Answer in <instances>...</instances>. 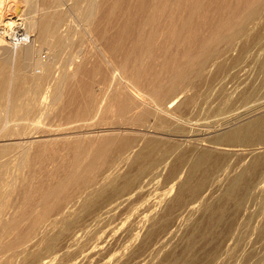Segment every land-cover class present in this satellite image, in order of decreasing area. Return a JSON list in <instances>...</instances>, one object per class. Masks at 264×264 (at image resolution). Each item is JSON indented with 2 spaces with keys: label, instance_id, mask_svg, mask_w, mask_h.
I'll return each instance as SVG.
<instances>
[{
  "label": "bare ground",
  "instance_id": "obj_1",
  "mask_svg": "<svg viewBox=\"0 0 264 264\" xmlns=\"http://www.w3.org/2000/svg\"><path fill=\"white\" fill-rule=\"evenodd\" d=\"M16 1L22 22L0 30L14 44L0 39V103L7 101L0 137H22L30 116L49 114L38 103L44 92L73 127L61 139L0 146V186L12 168L41 164L35 184L18 189L19 211L0 220V264L24 262L22 244L35 257L41 247L61 250L53 225L73 206L118 200L163 173L164 185L174 184L172 198H161L141 239L129 238L140 241L133 254H145L142 264H264V106L256 104L247 120L199 128L184 120L230 65L221 57L232 58L231 68L259 62L264 80V0ZM69 65L71 74L63 69ZM257 88L238 100L258 102ZM98 131L110 133L86 136ZM249 203L259 214L246 210ZM187 208L190 217L179 220ZM63 221L66 231L76 222Z\"/></svg>",
  "mask_w": 264,
  "mask_h": 264
},
{
  "label": "rangeland",
  "instance_id": "obj_2",
  "mask_svg": "<svg viewBox=\"0 0 264 264\" xmlns=\"http://www.w3.org/2000/svg\"><path fill=\"white\" fill-rule=\"evenodd\" d=\"M17 3L18 2L16 0H2L1 1V4H0V30L2 28H6V27H4L5 24H8V23H17V24L19 23L20 24L22 22V21H19L20 18L18 16V6H17L18 4ZM225 15H226L225 17L233 19L232 18L233 16L228 14V12ZM33 17H36V15H33ZM36 18H39V16H37ZM21 32H24V31H21ZM201 33H203V35L205 37L209 36L206 34L205 30L201 31ZM85 36L83 35V37H85ZM0 39H2L6 43V45H8L10 48H14V46H13L14 44H12L13 41L11 39H9L8 36H6V35L0 36ZM232 54L235 55L236 51L233 52ZM260 56H262L261 53H260ZM221 58L225 59L226 61L221 59ZM221 58H219V60H221V61L218 60V62H217V60H216L214 62H217V64H218L219 62L225 61V62H227L226 66L230 62L229 63L230 65L228 64L229 66L226 67L227 70L224 66L225 70H223V71L226 74L225 73H223L224 75L220 74L219 79L216 80L215 83L213 84L215 89H211L208 91L206 90V91H204L205 93H202L203 95L200 94V96L201 95L202 96L199 97V99L195 103L196 108L194 107V109H193L194 112H191V114L184 117V118L187 117V119H184L186 122H194V123H191V124H194V126H193L194 128H199L200 125H211V124L217 123V122L222 123L223 121L225 122L228 120H232V119H235V118L240 117V116H241L240 120L242 117L243 118L246 117L244 119L247 120L250 116L252 117L251 113L253 112L254 106L256 104L260 105V103H261V105L264 106V104H263L264 103V97L262 96L264 94H261V93H264V87H263L264 86V80L261 79L262 76L259 72L260 71L259 62H255L256 65L253 64V66H252V64H250V62H246L247 60H245L244 62L242 61L243 64L242 63L239 64L240 66L242 65L240 68L238 65V66H235V67H238V69H234L235 67L233 66V64H232L233 68L230 67L231 63H232V58L226 57V56H223ZM229 58H230V60H229ZM17 64H20V62L18 60H17ZM210 64L212 65V68L209 65L210 67H208V69H211L212 71H213V69L215 70L216 69L215 67H217L216 63H214L215 65L213 64V62ZM246 64H247V66H243ZM249 64L252 67L249 68L248 67ZM228 67H229V71L231 69H234L236 72L234 70H231L230 71L231 73L228 74L229 72L228 73L226 72V71H228ZM242 67H244V68H242ZM63 69L64 70L66 69V71L70 74L73 72L72 70H74L73 66H70V65L67 68H63ZM39 70L42 71V69H39ZM234 74H235V76H234ZM231 75H233V76H231ZM227 76H231V77H227ZM261 81H262V83H261ZM259 82L261 84H259ZM258 84H259V87L261 88L260 90L262 92H260ZM26 87L28 89L33 88L32 86L30 87V84H27ZM252 87H254V88L258 87L257 92L258 91L259 92L257 93V98L260 97V99L263 101L261 102L260 99L258 102L257 101L256 102H252V101L251 102H244L242 100L239 101L238 98H239L240 92L243 91L244 89H250ZM221 93L223 94L222 95L223 97L225 96L224 98H227V99H224V101L221 100L219 97V95ZM29 96L30 95H28V97ZM182 96H183V93L181 94V97ZM262 97H263V99H262ZM228 98H230L229 101H228ZM257 98H256V100H257ZM23 99H22V101H23ZM230 100H232V101H230ZM3 102H5V103H3ZM19 102L21 103V101H19ZM6 103H7V101H4V100L2 101V103H0V112H3L5 110V107L3 108V106H6ZM38 103L40 104V109H42V111L45 110V112H47V113L49 112V114H45L43 117L36 116V115L30 116L29 117L30 119L28 118L29 119L28 121H31V123H30L31 126H30V130L28 131V134L23 135L22 137L21 136L17 137V138L0 137V146H3L5 144L6 145L11 144V142L16 143V142H25V141H35L37 143V141L39 142L42 140L48 141L49 139H54V138L55 139L56 138L61 139V134L63 135V133L65 134V132L68 131V130L65 131V129L73 127V125H69L66 123V118L61 119V117H57V112L59 111L60 108H62V106H61V104H59L58 106L57 105L54 106L52 104L51 96L49 94H46L44 92L43 97L40 98ZM196 105H198V107ZM262 111H264V108L262 109ZM242 115H244V116H242ZM202 116H204V118ZM188 117H190V118H188ZM233 122L236 123L237 121L233 120L232 123ZM195 123H197V124H195ZM79 126L83 127V125H81V124H79ZM182 127L184 129L187 128L186 125L181 123V128ZM87 129H90V128H88V127L84 128V131L87 132L86 131ZM98 132H100V131H98ZM109 133L110 132H106V133L100 132L97 134H87L86 136L87 137H89V136L95 137L96 135L97 136L108 135ZM11 139H13V140H11ZM181 140H183V138H181ZM12 155H15V157H17L18 152L13 153ZM40 165L41 164L35 162V163L31 164L32 168L29 165L28 169L23 167V166H20L18 168H15V169L12 168L10 170V176L5 180L4 184L2 186H0V209H1L0 210V220L5 219L6 217H7V219H5V220H9L11 217H13L19 211L18 209H19V207H21V204H19V203L23 202L22 197H21L22 193L19 192L23 188L22 182H25L24 186H33V184H35L34 182L36 181L35 179L38 177V176L36 177V173H37L36 171H38V169L41 168ZM52 166L53 165H51L49 168H52ZM28 170H31V171L29 172ZM34 172H35V174H34ZM164 172H166V171H164ZM164 174L165 173H163L162 176L161 175H155L156 177L152 176L153 178L149 177V178L143 179L142 181H140V183L137 185V187L135 189L133 188L131 190V192H129L125 197L118 199L119 201L115 199L112 201L104 202L103 205L98 206V207H94L90 210L85 209V207H83L82 202L77 203L76 204L77 207H76V205L73 206L70 209V212L68 211L69 213L67 212L66 214L62 215L61 218L56 220V224L53 225V226H55L54 230L60 232V234H59L60 240L58 239L57 246H58V249L61 248V250L60 249L59 250H60L62 255L60 254L59 250L58 251L56 250L57 252L56 251L47 252L44 249V247H41L38 249V252H37L38 256L35 257V255H33V253H32L33 250L29 249L31 247L30 246L26 247V244H22L21 247L24 248L23 251L26 255V260L20 264H42V263L43 264H49V263L50 264L51 263L52 264H62V263L63 264H104V263L105 264H142L143 260L145 259V254L144 255L138 254L139 256L137 254H133V250H135L137 247H139L140 241L138 240L135 242H133V241L131 242V241H129V238L132 235L133 236L135 235L134 237L137 236L138 239H141L144 236V234L146 233V230L149 229L151 226L150 223H147L148 220H150L151 217L159 211L160 208L158 207V205H160V204L162 205L163 199H161V198H164L163 196H165V197L168 196V198H167L168 200L172 198L173 193L175 191H174V186H171V185H174V184L172 183L170 185L171 187L169 186V184H166L169 187L165 186L164 185L165 182H164V178H163ZM28 175H32V176H28ZM31 177H32V179H31ZM18 183L19 184L22 183V184L17 188ZM262 184H263V181H262ZM142 185H143V187H142ZM263 186H264V184H263ZM18 189H20V190H18ZM17 190H18V192H17ZM126 203H128V204H126ZM246 206H247L246 210L249 209V206H250L249 211L247 210L248 212H250V210H253L252 213H254L256 211L255 213L259 214V212H257V210L259 211V209L256 208L257 206L256 207H255V205L252 206L251 203L247 204ZM187 209H185L183 212H179V216H177L179 220L184 221L190 217L188 215H189L190 211L193 210V208L188 209V210ZM127 210H129V211H127ZM130 211H131V213H130ZM258 214H256V217H254L253 219L256 218V220H257V217H259ZM185 215H186V217H185ZM241 215H243V214H241ZM118 216H119V218H118ZM240 217L241 216H239L238 219H240ZM182 219H184V220H182ZM63 220H67V221L75 220L76 222L74 223V225L72 226V228L70 230L66 231V228H65L66 225H65ZM101 222H102V224H101ZM145 224L148 225V227ZM177 225L178 224H174V225H171V227L172 226L176 227ZM145 226H146V228H145ZM124 228H126V230ZM70 231H72V232H70ZM83 231L85 232L84 235H83V233H84ZM143 231H145V232H143ZM68 232H70V234ZM76 232H78V234H76ZM72 235H74V236L71 237ZM67 236H68V238H67ZM74 237H76V238H74ZM162 237L163 236H161L158 241H160V242L163 241V243L161 244L159 242L160 243L159 245H164L166 243V242H164L165 238H162ZM72 238H74V239H72ZM67 239H68V241H67ZM88 239H89V241H88ZM95 239H96V241H94ZM175 243L176 242H172L170 244V246L172 245L173 247H176L177 243H176V245H174ZM61 246L63 247V249ZM89 246H91V247H89ZM263 246H262V248L264 249ZM178 247H180V246L178 245ZM65 248H68V249L66 250ZM70 248H72L71 250H73V251L70 252ZM262 248H261V251L263 250ZM177 250H178V248H177ZM82 252L84 253V255ZM262 252H263L262 254H264V251H262ZM68 254L70 257L68 256ZM78 256H80V257H78ZM96 258H98V259H96ZM64 260H66V261H64ZM110 260H112V262ZM27 261H29V262H27ZM238 263H240V262H238ZM241 263H243V262H241ZM243 264H245V263H243Z\"/></svg>",
  "mask_w": 264,
  "mask_h": 264
},
{
  "label": "built area",
  "instance_id": "obj_3",
  "mask_svg": "<svg viewBox=\"0 0 264 264\" xmlns=\"http://www.w3.org/2000/svg\"><path fill=\"white\" fill-rule=\"evenodd\" d=\"M9 38V37H8ZM10 39V38H9Z\"/></svg>",
  "mask_w": 264,
  "mask_h": 264
}]
</instances>
